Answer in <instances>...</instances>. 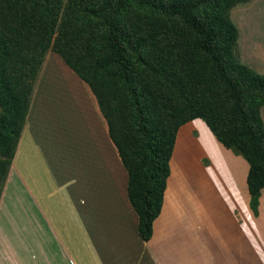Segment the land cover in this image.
Returning a JSON list of instances; mask_svg holds the SVG:
<instances>
[{"label":"trees","instance_id":"trees-1","mask_svg":"<svg viewBox=\"0 0 264 264\" xmlns=\"http://www.w3.org/2000/svg\"><path fill=\"white\" fill-rule=\"evenodd\" d=\"M250 1L0 0V199L35 84L53 52L97 98L128 172V197L142 241L152 238L162 212L178 130L194 119H202L220 143L248 161L250 206L258 215L264 188V75L241 62L239 31L231 17L235 6ZM131 4L159 20L126 22ZM63 9L67 17L59 20ZM68 18L95 20L103 29V38L97 40L102 38L103 54L94 66L73 60L74 32L64 28ZM146 26L151 28L148 34ZM133 59L153 80L141 83L132 72ZM111 68L116 69L113 82L121 79L132 94L128 124L119 120L120 110L113 105V85L99 77ZM152 83L160 90L158 83L169 88L153 92ZM162 99L171 109L163 108Z\"/></svg>","mask_w":264,"mask_h":264},{"label":"rangeland","instance_id":"rangeland-1","mask_svg":"<svg viewBox=\"0 0 264 264\" xmlns=\"http://www.w3.org/2000/svg\"><path fill=\"white\" fill-rule=\"evenodd\" d=\"M129 11L125 15L126 22L148 24L149 18L159 20L151 11L140 9L134 4H131ZM234 12L240 15L243 9L237 8ZM66 17L67 13L63 9L59 20ZM67 20L64 28L74 32L70 36L73 60L78 61L79 65L94 66L103 54V29L95 20ZM150 29L146 26L145 32L148 34ZM50 53L46 58L43 78L50 77L47 84L38 85L37 96L31 100L29 118L3 186L0 199V264H108L106 258L110 247L115 246L116 253H119L124 246L120 247L119 238L123 228L117 222L110 224L108 209L105 207L112 202L122 207L128 202L126 190L124 185L116 189L122 182H118V172L114 176L111 170L99 173L97 169L95 184L103 194L95 197L88 194L87 174L84 172L86 163H83L77 145L79 141L81 144L86 141L89 145L94 141L88 126L84 128L87 139L82 138L84 130L81 131L77 126L78 113L82 118L80 109L83 107L77 96L76 81L68 73L77 82L81 80L72 71H68L58 54ZM133 62L132 72L139 75L141 83L153 80V75H149L148 71L143 72L136 59ZM180 67L183 68V65L180 64ZM99 77L113 85V105L120 110L119 120L128 124L130 112L127 108L131 104V92L121 79L113 82L116 77L114 68L100 73ZM43 78L38 79V84ZM186 80L201 100L191 78L187 76ZM158 84L162 90L155 83H152L150 89L153 92H167V85ZM82 87L85 89L84 85ZM139 97L142 98V92ZM161 102L163 108L166 105L171 109L172 106L166 100L162 99ZM1 114L0 107V118ZM186 124L179 128L178 133ZM207 149H216L218 155L215 145L207 144ZM181 155L178 152L175 155L177 168L182 165L181 159H186ZM201 159L205 165L211 163L206 157ZM108 189H112V192L108 193ZM133 232L137 234L136 226L130 230V237ZM128 247L133 256L131 264H135L138 252L133 243H129Z\"/></svg>","mask_w":264,"mask_h":264},{"label":"crops","instance_id":"crops-1","mask_svg":"<svg viewBox=\"0 0 264 264\" xmlns=\"http://www.w3.org/2000/svg\"><path fill=\"white\" fill-rule=\"evenodd\" d=\"M237 8H242L243 13L235 14ZM231 17L239 31L241 62L264 75V0L238 4L232 9ZM45 64L46 59L38 79L44 77ZM68 76L76 81L77 96L83 107L80 109L82 118L78 113L77 126L81 131L88 126L94 141L92 145L86 141L85 144L79 141L77 145L86 163V190L92 197L102 196L103 191L95 184L96 170L105 173L107 169L114 176L118 172V182H122L116 189L124 185L128 199L122 207L114 202L105 207L110 224L117 222L123 228L119 238L120 247L124 246L119 253L115 246L110 247L108 264H131L129 243H133L138 252L135 264H264V188L259 199V214L255 215L250 206L248 161L221 145L202 119L187 123L178 133L162 212L154 222L152 238L142 241L138 235L139 219L128 197V172L110 138L97 98L77 74L82 82H77L72 74ZM48 77L40 84L37 79L32 100L37 96L38 85L47 84ZM28 118L29 114L26 122ZM85 132L82 131L83 139H87ZM207 144L215 145L218 155L216 149L208 150ZM177 152L186 158L181 159L182 165L178 168ZM202 157L211 163L205 165ZM110 192L112 189H108ZM134 226L137 234L133 232L131 238L129 234Z\"/></svg>","mask_w":264,"mask_h":264}]
</instances>
